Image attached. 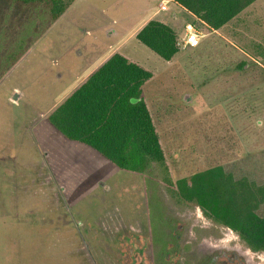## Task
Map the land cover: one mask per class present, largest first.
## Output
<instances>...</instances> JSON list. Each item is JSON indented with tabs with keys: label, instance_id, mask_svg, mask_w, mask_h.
<instances>
[{
	"label": "rangeland",
	"instance_id": "1",
	"mask_svg": "<svg viewBox=\"0 0 264 264\" xmlns=\"http://www.w3.org/2000/svg\"><path fill=\"white\" fill-rule=\"evenodd\" d=\"M197 27L204 33L200 45L180 48L170 60L134 42L136 58L154 73L143 92L172 175L221 162L235 177L264 183V118L232 116L247 105L244 97L259 105L256 86L264 92V0H254L217 34ZM62 34L50 35L44 53L29 50L0 79V264H151L140 175L106 167L92 149L52 127L46 131L45 114L104 47L87 35ZM177 34L185 36L184 25ZM242 58L247 63L236 72ZM161 194L175 220L178 252L170 264H264V252L249 249L194 203ZM256 211L264 214V203Z\"/></svg>",
	"mask_w": 264,
	"mask_h": 264
},
{
	"label": "trees",
	"instance_id": "2",
	"mask_svg": "<svg viewBox=\"0 0 264 264\" xmlns=\"http://www.w3.org/2000/svg\"><path fill=\"white\" fill-rule=\"evenodd\" d=\"M71 1L0 0V79ZM174 1L208 28L217 30L254 0ZM136 38L164 60H170L180 49L177 31L160 20H148ZM246 63L242 58L232 69L238 72ZM153 75L150 68L138 61L113 52L49 112L47 120L64 138L89 146L119 170L140 175L147 205L151 264H170L171 257L178 252V247H174L175 220L164 211L163 190L175 200L194 203L206 218L234 231L249 249L264 252V214L256 211L264 203V183L246 176L235 177L221 162L195 170L189 176L173 177L143 92V86ZM254 89L259 105H255L257 100L248 104L244 97L247 105L232 110V116L240 114L243 120L252 116L264 118L260 99L264 92H258L260 86ZM234 101L239 102V98Z\"/></svg>",
	"mask_w": 264,
	"mask_h": 264
},
{
	"label": "crops",
	"instance_id": "3",
	"mask_svg": "<svg viewBox=\"0 0 264 264\" xmlns=\"http://www.w3.org/2000/svg\"><path fill=\"white\" fill-rule=\"evenodd\" d=\"M164 1L166 0H72L71 3L61 13V15L44 31L41 37L30 48V51L38 50L39 52L41 51L44 53V48L46 47V45L50 44V35L53 36V38L64 37L65 35H63L62 32L66 31H73V34L70 36L75 37L77 40L78 37L79 39H81L82 37L87 35L92 39V41L90 42L91 44L104 46L100 52L93 56L91 63L84 70V74L81 76L79 81L73 84L70 91L71 93L113 52H121L130 59L136 60L145 66V63L141 58H136L140 55H137L138 53L136 51V48L138 47V45H136V43L134 42H140L136 38V33L150 19L160 20L168 24L177 32L185 23L195 24L196 22H198L196 23V25L201 24L204 28L207 29V33L216 34L220 28L230 22L229 20L226 24H224L217 30L210 29L205 23H202L195 14L188 11L185 7L175 2L174 0H170L167 2L166 9H161L160 5ZM214 39H217V37ZM232 41L233 42L231 43L233 45H240V43H235L234 40ZM200 43L197 46H199ZM252 59L255 62L260 63L258 59H255L253 57ZM48 114L49 113L45 114L47 121V132H49V128L52 127L47 120ZM44 118L45 117H43V119ZM54 130L57 132L56 129ZM57 133L59 134V132ZM68 141L92 149L83 143L75 142L72 140ZM93 151L96 152L95 150ZM96 153L108 163L106 167L109 166L110 168L111 166L112 168H116L109 160L104 158L98 152ZM48 179L49 178H47L46 180L49 183Z\"/></svg>",
	"mask_w": 264,
	"mask_h": 264
},
{
	"label": "built area",
	"instance_id": "4",
	"mask_svg": "<svg viewBox=\"0 0 264 264\" xmlns=\"http://www.w3.org/2000/svg\"><path fill=\"white\" fill-rule=\"evenodd\" d=\"M168 1L170 0L164 1L160 5V8L166 9L167 8L166 4ZM201 22L204 23L202 20ZM184 27L186 30V34L183 38L181 39L178 38L177 45L179 46V48H187V49L196 47L200 43V40L204 35L203 32L194 23H185Z\"/></svg>",
	"mask_w": 264,
	"mask_h": 264
},
{
	"label": "water",
	"instance_id": "5",
	"mask_svg": "<svg viewBox=\"0 0 264 264\" xmlns=\"http://www.w3.org/2000/svg\"><path fill=\"white\" fill-rule=\"evenodd\" d=\"M17 97H18V94L15 92L12 98L17 99Z\"/></svg>",
	"mask_w": 264,
	"mask_h": 264
}]
</instances>
